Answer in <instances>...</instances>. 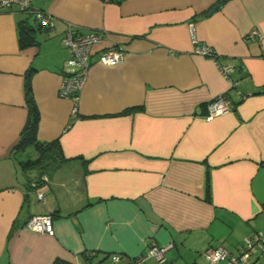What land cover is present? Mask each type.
I'll return each instance as SVG.
<instances>
[{
	"label": "crops",
	"instance_id": "obj_1",
	"mask_svg": "<svg viewBox=\"0 0 264 264\" xmlns=\"http://www.w3.org/2000/svg\"><path fill=\"white\" fill-rule=\"evenodd\" d=\"M25 1L52 27L0 7V264H108L114 253L126 264L153 242L171 246L141 264H207V248L238 253L264 232V0ZM21 20L34 44L19 45ZM70 24L105 35L74 113L58 94L73 70L62 42ZM191 27L197 44L234 62L229 79L194 52ZM251 29L259 36L246 39ZM112 45L123 60L96 62ZM27 80L37 140L59 143L34 167V144L16 147ZM223 93L230 111L207 116ZM46 213L53 235L24 227Z\"/></svg>",
	"mask_w": 264,
	"mask_h": 264
},
{
	"label": "built area",
	"instance_id": "obj_2",
	"mask_svg": "<svg viewBox=\"0 0 264 264\" xmlns=\"http://www.w3.org/2000/svg\"><path fill=\"white\" fill-rule=\"evenodd\" d=\"M15 4L20 10L30 13L38 24L42 27L50 28L52 23L50 16L39 9H35L25 0H1L0 7H6ZM258 31L251 29L245 35V38L258 37ZM191 40L196 45L194 52L209 56L217 65L220 72L229 79V73L234 68L232 60L221 62L218 59L217 53L211 47L197 44V39L194 30H190ZM105 38L102 31L87 30L83 31L75 25H68L64 31L62 42L69 50V58L67 63L72 67V71L66 73L61 81L58 89L60 97L68 98L75 104L73 113L76 112V102L79 92L85 85L88 77V72L91 61V50L94 44L100 43ZM125 56L124 48L120 45H112L102 49L98 53L96 62L105 65L113 66L120 63ZM233 84V83H232ZM229 97L226 93L213 97L207 103L209 117L225 114L230 111ZM38 197L42 198L43 193L39 192ZM24 227L35 232L45 233L47 235L54 234L52 216L46 214H34L30 216L24 224ZM171 245H169L170 247ZM167 247V248H169ZM166 247H161L153 242L143 255L135 256L126 264H141L148 257H153L160 261L164 257L167 250ZM204 258L207 264H250L255 256H264V232H255L243 239V245L238 253H232L223 246L210 247L204 251ZM110 262L113 264L121 263V257L118 253H114L110 257Z\"/></svg>",
	"mask_w": 264,
	"mask_h": 264
},
{
	"label": "trees",
	"instance_id": "obj_3",
	"mask_svg": "<svg viewBox=\"0 0 264 264\" xmlns=\"http://www.w3.org/2000/svg\"><path fill=\"white\" fill-rule=\"evenodd\" d=\"M25 12V11H24ZM30 14V13H29ZM31 16V15H30ZM38 28H46L42 27L38 24ZM35 28L29 24L26 20H21L18 22V32H19V45L21 47H25L27 45L34 44L36 42L34 32ZM219 59V56H218ZM25 92L27 95V105H28V117L25 122L24 127L21 130L20 133V138L17 143V148H22L26 146L27 144H34L35 148L38 150L39 155L38 158L35 160L27 161L26 164L29 166H36L40 162L42 158H44L49 150L52 148H59V143L58 141H50V142H41L37 140L36 137V130H37V123H38V110L37 107L35 106L33 102V98L31 95L30 91V84L29 80L25 83ZM108 264H113V263H108ZM116 264H123L121 263H116Z\"/></svg>",
	"mask_w": 264,
	"mask_h": 264
},
{
	"label": "water",
	"instance_id": "obj_4",
	"mask_svg": "<svg viewBox=\"0 0 264 264\" xmlns=\"http://www.w3.org/2000/svg\"><path fill=\"white\" fill-rule=\"evenodd\" d=\"M219 7H220L219 4L213 6V7H212V8L206 13V15H210V14H212V13L215 12Z\"/></svg>",
	"mask_w": 264,
	"mask_h": 264
}]
</instances>
